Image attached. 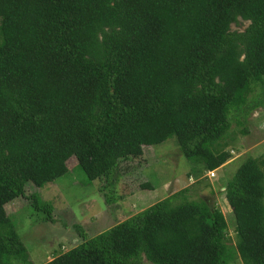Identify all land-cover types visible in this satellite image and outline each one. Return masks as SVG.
Returning <instances> with one entry per match:
<instances>
[{
	"label": "trees",
	"instance_id": "trees-1",
	"mask_svg": "<svg viewBox=\"0 0 264 264\" xmlns=\"http://www.w3.org/2000/svg\"><path fill=\"white\" fill-rule=\"evenodd\" d=\"M263 93L264 0H0V264H31L5 210L27 183L65 175L71 156L89 181L108 178L170 136L214 170L231 157L217 148L231 112L241 122ZM261 163L245 157L224 186L243 264H264ZM184 190L94 236L80 230L43 264H228L223 213L173 204ZM31 198L51 220L53 205Z\"/></svg>",
	"mask_w": 264,
	"mask_h": 264
},
{
	"label": "rangeland",
	"instance_id": "rangeland-1",
	"mask_svg": "<svg viewBox=\"0 0 264 264\" xmlns=\"http://www.w3.org/2000/svg\"><path fill=\"white\" fill-rule=\"evenodd\" d=\"M246 26L247 22H242L232 28L243 30ZM261 93V87L254 86L248 94L249 103L262 97ZM232 113L231 125L217 144V148L229 150L231 157L212 171L186 159L175 137L170 136L159 144L144 145L141 156L121 161L108 178L89 181L75 156H71L66 161L65 175L43 186L27 183L24 195L7 203L6 211L27 248L31 264H43L72 248L82 239L80 230L94 236L184 188L173 198V204L203 199L217 206L226 219L227 243L233 252L228 264H243L234 252L235 219L224 186L247 156L262 161L264 170V104L252 109L247 118L240 117L241 122ZM143 183L154 189L142 188ZM35 192L39 199L53 205L51 220H43V212L32 204L31 194ZM143 262L153 264L146 258ZM11 263L24 264L16 259Z\"/></svg>",
	"mask_w": 264,
	"mask_h": 264
},
{
	"label": "crops",
	"instance_id": "crops-1",
	"mask_svg": "<svg viewBox=\"0 0 264 264\" xmlns=\"http://www.w3.org/2000/svg\"><path fill=\"white\" fill-rule=\"evenodd\" d=\"M9 202H10V201H9ZM9 202H7V203H9ZM7 203L5 204V210H6ZM6 212H7V211H6Z\"/></svg>",
	"mask_w": 264,
	"mask_h": 264
},
{
	"label": "built area",
	"instance_id": "built-area-1",
	"mask_svg": "<svg viewBox=\"0 0 264 264\" xmlns=\"http://www.w3.org/2000/svg\"><path fill=\"white\" fill-rule=\"evenodd\" d=\"M214 173L213 172H210V175H213ZM213 176H215V175H213Z\"/></svg>",
	"mask_w": 264,
	"mask_h": 264
},
{
	"label": "clouds",
	"instance_id": "clouds-1",
	"mask_svg": "<svg viewBox=\"0 0 264 264\" xmlns=\"http://www.w3.org/2000/svg\"><path fill=\"white\" fill-rule=\"evenodd\" d=\"M212 171V170H211Z\"/></svg>",
	"mask_w": 264,
	"mask_h": 264
}]
</instances>
